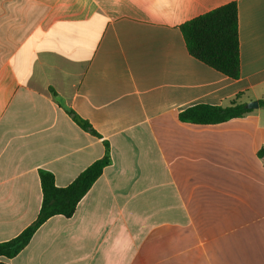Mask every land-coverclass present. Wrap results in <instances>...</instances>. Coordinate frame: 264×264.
<instances>
[{
    "label": "crops",
    "instance_id": "1",
    "mask_svg": "<svg viewBox=\"0 0 264 264\" xmlns=\"http://www.w3.org/2000/svg\"><path fill=\"white\" fill-rule=\"evenodd\" d=\"M236 2L241 75L192 57L180 26ZM88 121L80 128L54 99ZM264 99V0H0V243L38 217L40 170L105 168L5 264H264V108L216 125L185 109Z\"/></svg>",
    "mask_w": 264,
    "mask_h": 264
},
{
    "label": "trees",
    "instance_id": "2",
    "mask_svg": "<svg viewBox=\"0 0 264 264\" xmlns=\"http://www.w3.org/2000/svg\"><path fill=\"white\" fill-rule=\"evenodd\" d=\"M189 54L198 61L231 78L241 75L238 6L236 2L219 7L196 17L180 26ZM54 99L64 108L72 120L84 131L93 136L98 134L91 124L73 110L59 102L52 90ZM264 108V99L260 102ZM253 110L235 100L228 107L199 104L189 107L179 114L180 121L194 125H216L241 118ZM264 155V150L262 152ZM112 164L111 149L105 142V152L101 159L93 162L70 185L56 186L53 173L40 170L42 204L37 219L17 237L0 243V258L16 257L30 243L35 233L50 218L73 217L80 201L87 195L106 167ZM0 264H5L0 261Z\"/></svg>",
    "mask_w": 264,
    "mask_h": 264
},
{
    "label": "water",
    "instance_id": "3",
    "mask_svg": "<svg viewBox=\"0 0 264 264\" xmlns=\"http://www.w3.org/2000/svg\"><path fill=\"white\" fill-rule=\"evenodd\" d=\"M247 108L251 109V110L258 109V108H260V104L258 101H253V102L247 104Z\"/></svg>",
    "mask_w": 264,
    "mask_h": 264
}]
</instances>
